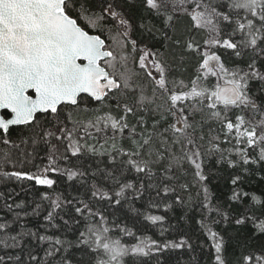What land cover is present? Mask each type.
Returning a JSON list of instances; mask_svg holds the SVG:
<instances>
[{
  "label": "snow or ice",
  "instance_id": "snow-or-ice-1",
  "mask_svg": "<svg viewBox=\"0 0 264 264\" xmlns=\"http://www.w3.org/2000/svg\"><path fill=\"white\" fill-rule=\"evenodd\" d=\"M72 247L264 264V0H0V264Z\"/></svg>",
  "mask_w": 264,
  "mask_h": 264
},
{
  "label": "trees",
  "instance_id": "trees-1",
  "mask_svg": "<svg viewBox=\"0 0 264 264\" xmlns=\"http://www.w3.org/2000/svg\"><path fill=\"white\" fill-rule=\"evenodd\" d=\"M102 166V165H101ZM25 187L29 190L26 192H21V195L19 199L22 200H28L31 201L33 199L39 198V193L44 191H49L51 193V190H48L42 186H34L30 182H24ZM78 187V185H77ZM57 192H64V191H72V189L69 187L67 183H58L56 186ZM19 190V189H17ZM82 191V190H81ZM139 207V205H137ZM115 211V209H114ZM128 211V205L126 204L123 209L118 211L116 214L117 216L123 217L124 213ZM39 221H32L30 226L38 225ZM186 227L189 229V234L194 229V226L191 224V222H187ZM156 229H152L150 232L147 233V235H152L153 232H156ZM65 238L70 241H74L76 239V233L74 232H68L65 234ZM194 244L197 243L195 236H193ZM199 243H203L205 246V250L207 251L208 248V242L204 239H201ZM203 254L201 253L199 247L196 248L195 251H188V250H178V251H168L164 253L158 254L157 258L160 261V264H193V258H201ZM61 257L67 258L68 260H71L72 264H78V262L82 259H85V255L82 250L77 248H68L67 251L61 253ZM135 259V258H133ZM207 260V257H203L200 259V264H205V261ZM53 264H59V258L53 261ZM150 264H156V259H152L150 261Z\"/></svg>",
  "mask_w": 264,
  "mask_h": 264
}]
</instances>
